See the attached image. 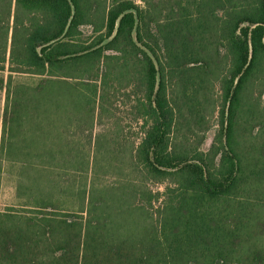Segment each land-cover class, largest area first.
I'll return each instance as SVG.
<instances>
[{
    "label": "trees",
    "instance_id": "16d2710c",
    "mask_svg": "<svg viewBox=\"0 0 264 264\" xmlns=\"http://www.w3.org/2000/svg\"><path fill=\"white\" fill-rule=\"evenodd\" d=\"M0 90V264H264V0H0ZM123 97L143 136L105 153L133 177L100 183Z\"/></svg>",
    "mask_w": 264,
    "mask_h": 264
},
{
    "label": "rangeland",
    "instance_id": "374dc122",
    "mask_svg": "<svg viewBox=\"0 0 264 264\" xmlns=\"http://www.w3.org/2000/svg\"><path fill=\"white\" fill-rule=\"evenodd\" d=\"M7 73H5L6 75ZM24 77V76H22ZM25 78H22L24 80ZM5 102L4 90H0V130H2V115ZM217 131V124L215 117L211 118V127L205 133V139L201 145L202 149H208L213 137ZM100 136L99 142L96 147L91 148L90 158V172L97 174V181L100 183H110L121 179V176L133 177L130 170L128 158L124 160L122 167H117L115 164L109 166V162H114V155L108 157L106 153V145L109 140L111 150H114L113 141H121L123 149L122 154H126L132 145H136L137 141L143 136V129L141 122L134 118L133 110L130 102L123 98H118L114 105L111 107V112L107 119H100L97 121L92 129V137ZM9 137L7 135L4 136ZM118 139L116 140V138ZM135 143V144H134ZM97 149V151H96ZM106 152V153H105ZM109 155V153H108ZM128 156V155H127ZM12 157L11 151L3 150L2 156L0 155V210L7 205L17 203L16 199V186L20 183V172H18V165L10 160ZM25 178V177H24ZM22 183L27 184V181ZM166 181L149 180L147 187L153 192L162 189ZM157 202L154 206H157ZM155 209V208H154Z\"/></svg>",
    "mask_w": 264,
    "mask_h": 264
},
{
    "label": "crops",
    "instance_id": "0c3cea01",
    "mask_svg": "<svg viewBox=\"0 0 264 264\" xmlns=\"http://www.w3.org/2000/svg\"><path fill=\"white\" fill-rule=\"evenodd\" d=\"M0 138H1V130H0Z\"/></svg>",
    "mask_w": 264,
    "mask_h": 264
},
{
    "label": "water",
    "instance_id": "95a60500",
    "mask_svg": "<svg viewBox=\"0 0 264 264\" xmlns=\"http://www.w3.org/2000/svg\"><path fill=\"white\" fill-rule=\"evenodd\" d=\"M250 56H251V51H250Z\"/></svg>",
    "mask_w": 264,
    "mask_h": 264
}]
</instances>
